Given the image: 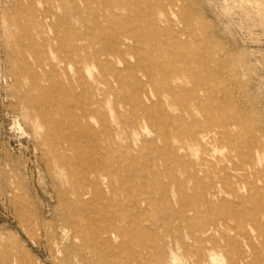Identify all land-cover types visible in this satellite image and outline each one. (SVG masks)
Instances as JSON below:
<instances>
[{
	"label": "rangeland",
	"instance_id": "obj_1",
	"mask_svg": "<svg viewBox=\"0 0 264 264\" xmlns=\"http://www.w3.org/2000/svg\"><path fill=\"white\" fill-rule=\"evenodd\" d=\"M0 264H264V0H0Z\"/></svg>",
	"mask_w": 264,
	"mask_h": 264
},
{
	"label": "bare ground",
	"instance_id": "obj_2",
	"mask_svg": "<svg viewBox=\"0 0 264 264\" xmlns=\"http://www.w3.org/2000/svg\"><path fill=\"white\" fill-rule=\"evenodd\" d=\"M77 2V1H76ZM90 3V2H89ZM162 3H163V1H162ZM72 41V40H71ZM119 42V47L121 48V49H123V47L124 46H127L126 45V42L124 41V40H121V41H118ZM72 45V44H71ZM155 48V47H154ZM74 50L75 49H71V51L72 52H74ZM64 51H65V48L64 47H58V48H56V53H57V55L59 56V62H64L66 59L64 58V57H62V54L64 53ZM206 51V50H205ZM113 68V67H112ZM103 69L105 70L106 69V67H103ZM162 69V68H161ZM163 70V69H162ZM118 71V70H117ZM138 77V76H137ZM66 80V79H65ZM168 80V79H167ZM169 82V81H168ZM119 83V82H118ZM171 83V82H170ZM161 84H164V83H161ZM167 84V83H166ZM165 84V85H166ZM65 86V85H64ZM64 88V87H63ZM147 88V87H146ZM162 88V87H161ZM149 90V89H148ZM83 91V90H82ZM66 95V94H65ZM162 95V94H161ZM64 96V95H63ZM207 99V98H206ZM83 101V100H82ZM184 103V102H183ZM105 112V111H104ZM100 114V113H99ZM102 114V113H101ZM96 115V114H95ZM159 117V116H158ZM193 119V118H192ZM96 120V119H95ZM165 123V122H164ZM90 131V130H89ZM210 132H212V128H206V129H200V131H198L197 133H196V135H195V138L196 139H198L199 141H203V140H206L207 139V137H208V135H209V133ZM83 133V132H82ZM192 137V136H191ZM194 140V139H193ZM225 140H223V142H224ZM208 142V141H207ZM202 144V143H201ZM76 149H77V147H76ZM99 151V150H98ZM180 155V154H179ZM104 165H106V164H104ZM103 165V166H104ZM97 177V176H96ZM181 189V188H180ZM100 193H102V192H100ZM73 194H74V196L76 197V199L78 200V201H82L83 200V197H85V196H87L88 195V191H86V190H81V189H74V191H73ZM96 195H98L99 193L97 192V193H95ZM69 198V197H68ZM94 198V197H93ZM110 203V202H109ZM87 205V204H86ZM241 209V208H240ZM147 220V219H146ZM76 220H74V219H71L70 221H66L65 222V224H64V226H63V228L64 229H66L65 231L67 232V233H69V234H71V236L73 237V238H81V237H84L86 234H87V226L86 225H83V227L81 228V229H78L77 227H76V222H75ZM89 225H91V224H89ZM231 225V224H230ZM99 229L101 228V226L100 227H98ZM207 230H209V229H207ZM252 230V229H251ZM113 235L114 236H117L116 235V231H113V230H111V228H109L108 227V229H107V235L106 236H104V237H102V239L100 240V242L101 243H103V244H105V243H112V237H113ZM92 240V239H91ZM90 241V240H89ZM91 241L90 242H88V244L87 245H84L85 247H80V248H82V249H84V250H86L90 255H94V253L92 252V249L93 248H91ZM227 244V243H226ZM229 244V243H228ZM235 246V245H234ZM229 249V248H228ZM240 249V248H239ZM89 250V251H88ZM242 250V249H241ZM263 250V249H262ZM240 256V255H239ZM27 261V260H26ZM245 263V262H244Z\"/></svg>",
	"mask_w": 264,
	"mask_h": 264
}]
</instances>
